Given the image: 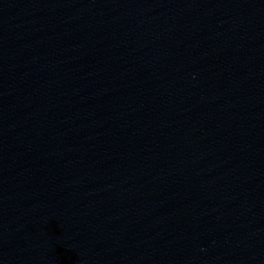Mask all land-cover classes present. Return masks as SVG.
Masks as SVG:
<instances>
[{
	"label": "water",
	"instance_id": "95a60500",
	"mask_svg": "<svg viewBox=\"0 0 264 264\" xmlns=\"http://www.w3.org/2000/svg\"><path fill=\"white\" fill-rule=\"evenodd\" d=\"M0 264H264V0H0Z\"/></svg>",
	"mask_w": 264,
	"mask_h": 264
}]
</instances>
